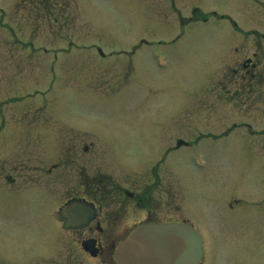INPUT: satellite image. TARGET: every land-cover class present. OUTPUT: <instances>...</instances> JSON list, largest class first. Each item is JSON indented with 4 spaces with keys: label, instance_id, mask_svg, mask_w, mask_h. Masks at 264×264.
Wrapping results in <instances>:
<instances>
[{
    "label": "rangeland",
    "instance_id": "374dc122",
    "mask_svg": "<svg viewBox=\"0 0 264 264\" xmlns=\"http://www.w3.org/2000/svg\"><path fill=\"white\" fill-rule=\"evenodd\" d=\"M0 1L11 11L0 15V24L8 23L7 29L0 26L1 184L2 167L19 161L43 166L55 159L57 132L71 129L78 136L79 129L90 130L115 168L131 171L156 156L159 136H166V145L184 136L189 146L171 151L165 164L168 187L179 189L181 199V210L169 211L168 218L178 215L200 231L201 264H264L261 217L241 226L237 215L244 208H228L229 192L264 193L262 140L239 131L220 136L228 118L212 94L204 95L216 71L227 68L229 36L210 24L181 30L176 17V8L186 15L185 8L198 5L206 12L234 13L242 24L254 7H243L246 15L227 0H57L41 19L25 5L13 13L16 0ZM179 31L182 37L172 42ZM157 55L163 68L154 63ZM211 132L219 137L199 136ZM37 201L43 208L54 203L34 191L13 198L0 193V210L17 216L12 223L0 217V264L49 252L54 238L22 233L35 222L37 208L30 204Z\"/></svg>",
    "mask_w": 264,
    "mask_h": 264
},
{
    "label": "flooded vegetation",
    "instance_id": "af4514ba",
    "mask_svg": "<svg viewBox=\"0 0 264 264\" xmlns=\"http://www.w3.org/2000/svg\"><path fill=\"white\" fill-rule=\"evenodd\" d=\"M56 1L16 0L13 3L16 11L13 13L23 12L25 5L28 10L33 9L39 13L36 17L48 18ZM227 1L239 11L248 5L254 7L255 10L249 12L248 21L242 23L250 28H243L234 13L232 16L231 13L217 10L206 12L198 5L190 8L181 6V9L188 10L186 15H182V11L176 8L177 22L181 30L197 23L210 24L220 27L229 36L225 58L227 68L216 71L209 85V94L213 95L218 109H222L228 118L224 136L226 139L239 131L242 135L260 138V147H264V0ZM244 12L247 15V10L244 9ZM8 13L11 11L0 5V15ZM182 35L183 32L179 31L172 41L179 40ZM211 109H214V105ZM79 131L78 136L72 135L71 129L65 134L57 132L58 156L49 164L40 166V162L30 164L19 161L11 163L13 166L6 169L1 168L3 184L0 183V193L4 196L13 198L34 191L54 201L46 208L38 201L30 204L37 208L33 210L35 222L30 224L26 232H22L36 240L54 238L53 244L49 243V252L42 255L36 252L31 260L17 264H115V242L124 238L135 225L150 221L187 220L178 215L170 218L167 216L169 211L178 213L181 210V199L178 190H168L165 165L168 146L165 139L154 158L147 157L144 159L146 165L142 164L137 170L131 171L115 168V159L105 157L100 150L98 136L85 128ZM261 164H264V152ZM228 179L230 182V174ZM261 181L264 182L263 177ZM254 193L255 197H243L236 192H229V210L235 208L234 204L244 208L237 215L241 226L253 223L254 217L259 220V216L264 222V193ZM72 205L80 218L77 223L75 220L64 226L63 221L58 220L54 213L57 209L61 212ZM3 212H7L6 208L0 210L2 219L10 223L16 220L17 216L10 209L9 214ZM130 219L132 222L128 224ZM256 239L262 242L261 237ZM84 240L91 241L95 256L83 249Z\"/></svg>",
    "mask_w": 264,
    "mask_h": 264
},
{
    "label": "water",
    "instance_id": "95a60500",
    "mask_svg": "<svg viewBox=\"0 0 264 264\" xmlns=\"http://www.w3.org/2000/svg\"><path fill=\"white\" fill-rule=\"evenodd\" d=\"M61 219L68 224L78 222L71 209L63 210ZM82 245L96 255L90 240L83 241ZM201 254L202 239L185 222L140 224L115 250L117 264H198Z\"/></svg>",
    "mask_w": 264,
    "mask_h": 264
}]
</instances>
